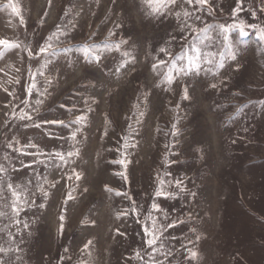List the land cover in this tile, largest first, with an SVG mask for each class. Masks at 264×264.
<instances>
[{"label":"rangeland","instance_id":"rangeland-1","mask_svg":"<svg viewBox=\"0 0 264 264\" xmlns=\"http://www.w3.org/2000/svg\"><path fill=\"white\" fill-rule=\"evenodd\" d=\"M8 3L0 0V40L20 47L0 57V211L7 213L0 217V264H264V43L251 28L243 39L230 33L229 47L214 32L201 43L192 31L239 20L264 27V0H208L199 10L177 0L163 16L149 14L144 0H12L18 15ZM49 37L56 54L37 55ZM85 45L119 51L101 47L99 62H86ZM193 47L224 66L202 63L199 74L167 84L164 72L184 64L174 58L192 55ZM22 112L69 126L36 128L18 119ZM78 116L85 120L71 124ZM29 142L64 153L66 162L7 147ZM69 151L79 154L69 158ZM158 178L173 182L166 187L175 198L154 196ZM9 182L27 188L18 217ZM153 202L162 209L152 213L160 224L183 221L161 229L156 247L163 249L155 252L144 235Z\"/></svg>","mask_w":264,"mask_h":264},{"label":"snow or ice","instance_id":"snow-or-ice-1","mask_svg":"<svg viewBox=\"0 0 264 264\" xmlns=\"http://www.w3.org/2000/svg\"><path fill=\"white\" fill-rule=\"evenodd\" d=\"M144 2L147 4V7L150 9V13L151 15L154 16H163L171 6L176 5L177 0H144ZM182 3L187 4L189 6H199L196 10L205 8L208 5V0H182ZM7 8H10L13 14H19V7L15 4L12 3V0H9V3L6 5ZM239 10V3L237 5V10L233 12V17L235 18L237 15V12ZM210 11V9H209ZM181 15L180 12L176 13L177 18H179ZM192 15V13H190L188 10H184L183 11V16L184 17H190ZM253 16H255V13H253ZM251 28L253 30V32L256 35V38L258 41L264 43V27H261L259 25H248L245 24V22L243 20H239V21H234L233 23L230 24H216V25H208L205 26L203 29H196V28H192L193 32H199L200 33V40L201 43H203L204 41H211L212 40V36L210 35V33H215L224 43L225 47H229V36L230 33L232 32H238L239 37L241 39L245 38L248 36V31L247 29ZM51 40L52 37L48 38V41L46 42V44L44 46H41L39 49V53L37 55L43 54V55H55V52H50V49L52 48V44H51ZM123 43V41L121 42ZM20 47V45L18 43L15 42H10L7 40H0V57H2L4 55V53L6 51H9L13 48H17ZM101 47H103L106 50H112L113 48H115L116 51H119V45H103V46H99V45H85L83 47H81L79 49V51L81 52V54L83 55L84 59L86 62H99L100 58H101ZM68 51V50H66ZM160 52L164 53L165 55H169L168 49L166 48H160L159 49ZM29 58H32V53L29 52ZM174 59L176 60H182L185 61L184 64H182L181 66H177L175 63H172L166 72H164L163 74V80L171 85L172 82L174 81L176 76L179 75H188L189 73H196L199 74V71L201 69V64H215V67L217 69L222 68L224 66L223 64V59H221L220 61H216L215 57L213 56L212 53H203L201 52L199 47H193L192 48V55H188L187 53H185L183 56H177ZM232 59H235V55H232ZM164 61H158L157 64L153 65V69L156 70L158 69L161 65H164ZM47 65H42V67H46ZM123 66V65H121ZM119 70V69H118ZM206 71H211L213 75H215L216 73L214 71H212V69H206ZM175 73V75L173 74ZM40 75H43V72L41 71L39 73ZM30 77L32 79V83L29 84L26 88V91L29 95H31L33 93V91L36 89V82H35V74H32L30 72ZM19 82V81H17ZM212 88H215L216 85L212 84L211 85ZM11 95V93H10ZM184 99H188V95H187V90L185 89L184 92ZM23 103H25V105L28 104V101L25 100L23 101ZM39 103V101H38ZM19 120H29V121H33L32 126L36 127V128H40L42 126V124H52V125H61L64 127H68L69 124L65 123L62 120H45L42 122H36L33 120V117L28 114L27 112H22L21 115H19L18 117ZM85 120L84 116H78L76 117L74 120H72L70 123L71 124H76V125H80L82 121ZM79 131V127H77V129L75 131L72 132L71 134V139L75 140L76 138V134ZM175 135V132L173 133ZM50 135V134H49ZM16 144H19V141H15ZM135 145H133L134 147ZM8 148L13 149V151L17 152L20 155H33V156H45L47 155L49 158H54V159H58L61 162H66V157L64 153L61 152H54V153H45L42 149L39 148V146L35 143H31L29 142L26 145H21L19 147H14L12 143H9L7 145ZM125 147H127V144H125ZM27 149H36L35 152L29 153L26 150ZM78 151H69L67 153V157H72V156H76L78 155ZM5 159H7V157H5ZM37 162L39 163H43L42 160H37ZM117 163H120L122 166H126L125 165V161L124 160H119L116 161ZM170 162H168L167 160L165 161V166L167 167L169 165ZM28 166V165H25ZM6 172V169L3 165H0V182H2L3 180V176ZM72 175L76 176V179H79V174L75 173V170H72ZM72 175H69L67 178L69 180L72 179ZM119 175H121L122 177H124V179H127L126 176H124V173H120ZM159 182L157 184V187L155 189V193L154 196L155 197H163L165 199H172L175 198L176 193L175 192H170L167 190L166 186H170L173 182L171 181H165L162 178H158ZM47 182V181H45ZM54 186V185H53ZM174 186L175 188L179 189V191H184V187H183V181L180 179H177L174 181ZM107 191H111V189H107ZM7 191L11 194L12 200H11V213L13 214L14 217H18L20 212L24 210V205L28 204V196H27V188H25L22 185H13V183L9 182L7 183ZM37 191H39L43 196L47 197L48 193L44 190L42 185H38L37 186ZM117 195H120V193H117ZM125 196H127V194H124ZM194 195V194H193ZM23 197V199H22ZM0 198H2V193H0ZM69 198H71L69 196ZM128 199H131V197H127ZM32 203L34 204L35 201L33 200ZM30 206V205H29ZM43 206V205H41ZM131 212L133 214H137V209L135 206H133L131 208ZM153 212H162V209H160L159 205L155 202H153V204L151 205V211L148 213V215L145 217V227H144V235L146 237L145 239V243L149 248H152L153 251H157L158 248L159 249H163V244H159L158 248L156 247L158 245V241H160L161 236L163 235V231H167L168 228H173L176 226L177 223H183V221H172L171 223L168 224H160L158 219H154L152 216ZM124 215H127V211L125 213H123ZM7 215V213L0 211V217ZM163 217L165 220L168 219V216L166 213H163ZM119 218V216L117 217ZM62 219V218H61ZM16 223H19L18 220L15 221ZM139 222V221H138ZM25 227H27V225H25ZM161 229L163 231H161ZM197 239H199V237H197ZM89 243H91L89 241ZM85 248H87V245H85ZM5 249L0 248V252H4ZM164 254V253H162ZM170 254V253H168ZM136 257L139 258L140 257V252L136 253ZM197 257V253L195 251H191L190 252V258L195 259ZM159 264H163V262H159Z\"/></svg>","mask_w":264,"mask_h":264}]
</instances>
